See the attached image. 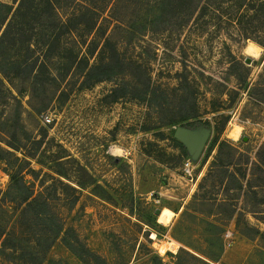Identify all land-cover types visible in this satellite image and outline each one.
Segmentation results:
<instances>
[{
    "label": "rangeland",
    "instance_id": "374dc122",
    "mask_svg": "<svg viewBox=\"0 0 264 264\" xmlns=\"http://www.w3.org/2000/svg\"><path fill=\"white\" fill-rule=\"evenodd\" d=\"M122 1L133 29L87 49L89 85L80 71L52 81L47 109L32 100L38 115L0 87V264L38 261L46 234L44 218L26 224L41 209L23 211L12 176L64 224L42 264H264V45L225 16L201 25L161 0ZM250 41L261 55L246 54ZM188 124L211 131L193 178L174 137Z\"/></svg>",
    "mask_w": 264,
    "mask_h": 264
},
{
    "label": "trees",
    "instance_id": "16d2710c",
    "mask_svg": "<svg viewBox=\"0 0 264 264\" xmlns=\"http://www.w3.org/2000/svg\"><path fill=\"white\" fill-rule=\"evenodd\" d=\"M122 2L13 0L12 5L0 4V87L8 94L9 99L17 103L25 113L38 115L39 108L32 104V100L35 99L37 105L43 107L41 109H47L49 103L44 98L43 91L47 86H51L52 81L65 79L80 71L84 78L82 86L89 85L92 76L90 58L93 50L87 49L102 41L109 44L120 30L126 32L133 29V23L126 21V18L119 14L123 10ZM160 4H167L168 11H172L177 20L191 22L194 19L199 24L203 20L201 25L208 24L207 20H204L208 17L209 21L221 25L225 16L230 24L238 26L243 38L264 45V0H161ZM224 5H227V8H223ZM160 10L159 16H162L165 10ZM248 19L249 32L243 28ZM255 23L260 26H254ZM83 47L86 50L84 48L82 52H73ZM98 55L100 57L97 60L101 65L104 64V55ZM69 92L66 88L62 94L65 96ZM24 97H30L27 104L32 111L24 107L21 100ZM186 120L188 121V117L182 121ZM187 126L192 128L193 124ZM178 143L187 155L186 148L181 142ZM216 145L217 141L213 142L209 149H214ZM0 160L4 159L0 156ZM12 181L21 194L20 203L26 205L23 210L25 213L36 206L41 211L50 210L47 213L35 212L26 218L29 221L26 223L28 226L39 217L44 218L42 222H46L42 223L46 234L38 244L41 250L38 261L35 255L28 254V260L32 264H42L63 232L64 224L45 193H37L34 186L27 185L24 179L20 180L17 176H12ZM25 215L21 213V216ZM18 221L19 219L14 223L16 226ZM49 222L53 223L48 224ZM6 240H3V246ZM17 246L12 248L14 253L18 251Z\"/></svg>",
    "mask_w": 264,
    "mask_h": 264
},
{
    "label": "water",
    "instance_id": "95a60500",
    "mask_svg": "<svg viewBox=\"0 0 264 264\" xmlns=\"http://www.w3.org/2000/svg\"><path fill=\"white\" fill-rule=\"evenodd\" d=\"M252 59L247 58L246 63L251 64ZM211 131L208 128L192 129L187 127H178L175 131L174 137L181 142L189 153L193 162L197 161L203 153L205 147L209 142ZM247 141V138H244ZM161 209H157L155 214L158 216Z\"/></svg>",
    "mask_w": 264,
    "mask_h": 264
},
{
    "label": "built area",
    "instance_id": "2783aa9c",
    "mask_svg": "<svg viewBox=\"0 0 264 264\" xmlns=\"http://www.w3.org/2000/svg\"><path fill=\"white\" fill-rule=\"evenodd\" d=\"M43 123H50L52 120L50 119L49 116H43L42 117ZM183 171L187 177L193 178L195 173H194V162L192 161L191 158H188L184 162L183 166ZM227 236H231V232H228Z\"/></svg>",
    "mask_w": 264,
    "mask_h": 264
},
{
    "label": "bare ground",
    "instance_id": "6f19581e",
    "mask_svg": "<svg viewBox=\"0 0 264 264\" xmlns=\"http://www.w3.org/2000/svg\"><path fill=\"white\" fill-rule=\"evenodd\" d=\"M245 52H246V54H247L248 56L255 58V57H257V56H259V55L262 54V52H263V48H261V47H260L259 45H257L256 43L250 41V42L248 43L247 47H246ZM112 151H113L114 153H119V152H120V150H119V149H116V148H113ZM160 214H161V213H160ZM160 214H159V215H160ZM159 215H158V216H159ZM162 252H163V253L165 252V249H164V248L162 249Z\"/></svg>",
    "mask_w": 264,
    "mask_h": 264
}]
</instances>
